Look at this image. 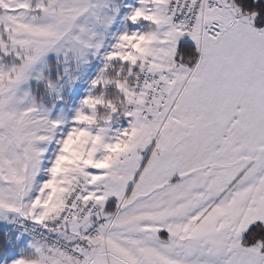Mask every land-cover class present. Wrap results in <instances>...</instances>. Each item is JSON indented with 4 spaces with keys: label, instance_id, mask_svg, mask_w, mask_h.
Returning <instances> with one entry per match:
<instances>
[{
    "label": "snow or ice",
    "instance_id": "snow-or-ice-1",
    "mask_svg": "<svg viewBox=\"0 0 264 264\" xmlns=\"http://www.w3.org/2000/svg\"><path fill=\"white\" fill-rule=\"evenodd\" d=\"M0 264H264V0H0Z\"/></svg>",
    "mask_w": 264,
    "mask_h": 264
}]
</instances>
